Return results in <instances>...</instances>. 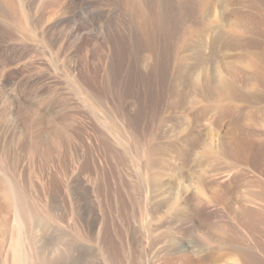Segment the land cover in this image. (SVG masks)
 I'll return each instance as SVG.
<instances>
[{
    "label": "rangeland",
    "instance_id": "obj_1",
    "mask_svg": "<svg viewBox=\"0 0 264 264\" xmlns=\"http://www.w3.org/2000/svg\"><path fill=\"white\" fill-rule=\"evenodd\" d=\"M173 1L0 0V264H264V0Z\"/></svg>",
    "mask_w": 264,
    "mask_h": 264
},
{
    "label": "bare ground",
    "instance_id": "obj_2",
    "mask_svg": "<svg viewBox=\"0 0 264 264\" xmlns=\"http://www.w3.org/2000/svg\"><path fill=\"white\" fill-rule=\"evenodd\" d=\"M160 4L163 6V9H162V12H167L168 15L170 16L171 15V20L168 19V17L165 16V13H163L162 15V18H164L165 22L162 24V42L165 43L166 47H167V44L169 43V39L170 37H172V34H173V29H174V25L177 23L180 22V16L183 17V15H186L187 13V3L186 1L185 2H178L176 3V1H173V0H159ZM189 2V1H188ZM190 3V2H189ZM189 5V4H188ZM189 7V6H188ZM182 11V13L180 14V12ZM178 14H180V16L178 17L177 19V16ZM90 17V16H89ZM103 17V12L101 11H96L92 14V16L90 17L89 21L86 22L88 25H92L93 28L90 30V31H87L86 33H84L82 35V37H80L79 39L82 40L81 42L83 43L84 41L86 40H96L99 45L102 46H106L108 47L109 49V52H107V55L104 53L105 50L107 49H104L103 53H104V56L106 55V59L104 61V63L102 65L98 64L100 61H98L97 65H93L94 67L90 68L93 70V73L96 74V76H98L99 78V82L101 81V86H103V88L106 90L104 91L107 95L113 97V98H117L119 97L121 94V89H122V83H121V78H120V74L122 73V62H121V55L122 52L121 48L119 50V52H114V49H113V44L111 43L113 41V39L115 40V36H116V33L114 31V27L112 25V23H109L107 25V31L105 33H100V32H97L96 31V28H94L95 26L99 27V21L101 20V18ZM88 19V18H87ZM86 23H84L86 25ZM83 26V25H82ZM79 27V26H78ZM85 27V26H84ZM125 28V27H124ZM79 30V29H78ZM127 30V29H126ZM86 31V30H85ZM84 31V32H85ZM122 33V32H121ZM81 35V34H80ZM123 35V33H122ZM125 37V35H123ZM172 39V38H171ZM164 40V41H163ZM78 44H79V41H78ZM169 45V44H168ZM95 52H97V50H95ZM99 52V51H98ZM97 52V53H98ZM101 52V51H100ZM99 55V53H98ZM102 56V55H101ZM100 57V56H99ZM104 58V57H103ZM97 59V58H96ZM100 60V59H99ZM102 60V58H101ZM92 65V64H91ZM90 69V70H91ZM264 69V68H263ZM88 70V69H87ZM262 72V71H261ZM264 73V72H263ZM261 73V74H263ZM94 74V76H95ZM81 75V74H80ZM91 75V74H90ZM89 76V75H88ZM88 78V77H87ZM97 78V79H98ZM264 79V78H263ZM88 81H89V78H88ZM97 81V82H98ZM94 85V84H93ZM100 85V84H99ZM100 86V87H101ZM101 89V88H100ZM102 90V89H101ZM103 92V91H102ZM103 92V93H104ZM104 94V95H106ZM106 95V96H107ZM121 98V96H120ZM122 99V98H121ZM115 101V100H114ZM120 102V101H119ZM118 102V103H119ZM123 102V101H122ZM123 105V104H122ZM121 105V106H122ZM88 206V205H87ZM206 207H203V210L205 211V213H213L214 209H212L211 207H209L208 205H205ZM89 207V206H88ZM85 209V207H84ZM88 209H92L91 207H89ZM219 211V210H217ZM220 213V212H219ZM215 214V213H214ZM217 215H219L217 213ZM221 242V241H220ZM247 243V242H246ZM242 245V243H240ZM245 244V243H243ZM250 244V243H249ZM248 244V245H249ZM258 244V243H256ZM217 245V244H216ZM223 245V244H222ZM239 245V244H238ZM239 247V249H242L244 247ZM248 245H244L245 247L248 246ZM253 245V244H252ZM218 246V245H217ZM259 246V245H258ZM238 247V246H237ZM249 247V246H248ZM248 247H246L247 249H249ZM251 247V246H250ZM218 248V247H217ZM255 248L254 246L251 248L253 249ZM258 249V247H257ZM243 250V249H242ZM240 250V251H242ZM245 250V249H244ZM78 252L73 255L72 257V261L70 262V264H73V263H76L78 264L79 263H83V264H98L97 263V260H99V258L96 256V253L94 252H91V254L93 255L92 258L94 259H90L91 261L90 262H87L88 259H87V251L83 248V249H79L77 250ZM243 252V251H242ZM90 253V252H89ZM214 253V252H213ZM212 253V254H213ZM244 253V252H243ZM247 253L246 252V256H247ZM250 253V252H249ZM90 254V255H91ZM214 255V254H213ZM211 256L210 257V264H213V261H212V258L214 259V256ZM97 257V258H96ZM191 258V257H190ZM86 262V263H85ZM209 263V262H208ZM101 264V263H100ZM103 264V263H102Z\"/></svg>",
    "mask_w": 264,
    "mask_h": 264
}]
</instances>
